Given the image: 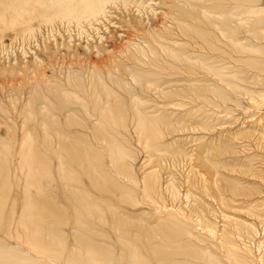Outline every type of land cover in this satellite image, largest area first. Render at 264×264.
Masks as SVG:
<instances>
[{"label": "rangeland", "instance_id": "1", "mask_svg": "<svg viewBox=\"0 0 264 264\" xmlns=\"http://www.w3.org/2000/svg\"><path fill=\"white\" fill-rule=\"evenodd\" d=\"M60 3L0 0L3 263L264 264V0Z\"/></svg>", "mask_w": 264, "mask_h": 264}, {"label": "bare ground", "instance_id": "2", "mask_svg": "<svg viewBox=\"0 0 264 264\" xmlns=\"http://www.w3.org/2000/svg\"><path fill=\"white\" fill-rule=\"evenodd\" d=\"M109 1H115V0H61L60 4H58L56 7H53V12L47 14L48 16H45V17H47V18H49V16L54 17V18L71 17V18H75L77 21H79L81 17H83L84 19H91V18H95L98 14H102L104 4L109 2ZM104 9H105V7H104ZM63 151H64V153L68 154L67 155L68 157H72L69 154V151H67L66 149ZM72 159L79 160V162H81V164H84L83 162L85 160H89L88 158H85V160H83V159L78 158V157H75ZM87 163H89V162L87 161ZM64 166L67 167V164H64ZM69 173L70 172H68L65 175L67 177H70ZM43 202H45V201L42 200V204H43ZM49 205H50L49 207L47 205L42 206L43 210L38 215V217H39L38 225H40L43 222V220H41V219L45 218V217H48L50 219V222L51 223L53 222L55 225L62 223L64 221L63 218L61 217V214H60L61 212L59 211V208L53 202H49ZM83 213L84 212H82V213L79 212L78 216L82 215ZM76 220H77L78 224L84 223V221L81 219V217H77ZM76 229H78L80 231V229L78 227H76ZM78 230H76V231L79 232ZM49 232L51 234L52 233L54 234L55 230L52 228L49 230ZM81 232H82V235H88L89 234V232H86V230L81 229ZM83 245H84V247H89V248L92 247L86 241L83 242ZM97 250L98 251H96V252H92V255H91L92 258H90V260H89L91 264H97V263L99 264V261L97 258L99 255H100V257L102 256L101 257L102 261L104 258L108 257V253L105 251V249H99L98 248ZM102 251H104V252H102ZM1 254L2 253H0V264H4L2 259H1L3 255H1ZM95 256H97V257H95Z\"/></svg>", "mask_w": 264, "mask_h": 264}]
</instances>
